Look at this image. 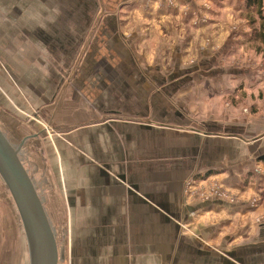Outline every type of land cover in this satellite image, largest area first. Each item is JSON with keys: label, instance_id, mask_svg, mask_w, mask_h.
Segmentation results:
<instances>
[{"label": "crops", "instance_id": "1", "mask_svg": "<svg viewBox=\"0 0 264 264\" xmlns=\"http://www.w3.org/2000/svg\"><path fill=\"white\" fill-rule=\"evenodd\" d=\"M13 1L24 10L29 0ZM61 1L37 2L28 13L10 6L17 26L0 19L5 37L0 50L19 45L23 54L33 56L50 49V59L59 62L83 58L67 88L43 85L38 91L40 112H49L53 103L54 118L62 121L55 124L61 134L53 143L55 155L49 148H28L33 134L12 144L24 156L21 162H30L24 167L48 217L51 211L59 217L55 201L48 207L49 198L39 190L42 184L50 186V175L49 182L40 179L32 164L36 151L42 159L49 155L80 264H264V203L251 208L245 200L264 194V174L258 171L264 166V102L255 104L249 88H238L246 76L225 71L213 55L171 65V48L178 55L184 45L217 54L207 50L210 45L201 43L197 32L185 34L190 41L177 46L171 41L184 35L176 32L170 41L167 32L154 50L138 51L117 16L95 21V14H102L95 2L74 0L69 7ZM7 3L0 0V6ZM63 11L71 16L67 25L55 23V13ZM5 18L13 23L12 16ZM92 27L96 32L88 34ZM23 34L32 36L22 39ZM209 69L211 76H204ZM205 81L228 85L210 95L214 105H207ZM238 95L245 100L240 106L234 101ZM191 96L201 102L197 107ZM243 108L250 110L246 114ZM65 112H70V124ZM242 145L248 154H242ZM211 180L234 192L236 200L208 197Z\"/></svg>", "mask_w": 264, "mask_h": 264}, {"label": "rangeland", "instance_id": "2", "mask_svg": "<svg viewBox=\"0 0 264 264\" xmlns=\"http://www.w3.org/2000/svg\"><path fill=\"white\" fill-rule=\"evenodd\" d=\"M88 1L91 2L90 4L95 2L97 4L95 5L96 10L102 11V14L100 12L99 14H95V21L103 19L101 15L113 16L115 18L117 16L121 21L120 26L122 27V31L126 33L130 32L133 35L129 40L138 51H142L145 48L154 50L158 41L157 39L160 37L166 38L167 32L169 33L170 41L174 38L172 36L177 33L184 35L182 36L183 40L171 41V46H177V42L181 45L184 40L187 44L190 41L187 38L190 35L187 34L197 32L199 37H201L199 38L201 43L205 42L207 43L206 45H210L207 50L210 51L211 49L213 53L217 52V54H204L201 49L197 48L195 50L184 49V45L181 49V55L176 54V51L171 48L170 64L173 65L179 60L186 63L195 62L200 56L213 55L220 64L218 66L223 67L225 71L228 70L227 68H231V71L235 69L236 72H242L246 76L244 82L241 85L238 84V88H249L255 104L257 99L264 102V0L261 5L256 4V2L253 3L254 0ZM37 2L45 5L46 3H50V0L25 1L24 10H22L21 4H15L14 1L10 3V0H8L7 5L0 6V11L4 13L8 9L6 15L3 16L0 13V19H3L6 23L8 22L10 27L12 25L17 26V15L9 7L17 5L20 11L28 13L37 5ZM73 2L74 0L61 1L62 4H68L69 7L72 6L70 3ZM57 9L55 8V10ZM7 15L13 17L11 18L13 23L5 18ZM55 15V23H61V25H67L65 20L71 17L69 14H66V11L62 13L57 12ZM172 17L181 18L185 22L172 20ZM154 18H160L164 21H160V19L155 21ZM90 21L91 19H89V24ZM94 32H96L95 28L92 27V30L88 34H94ZM53 34H58V32L54 31ZM31 36L32 34H23L21 38L30 39ZM10 37L18 41V35ZM3 39L5 37L0 36V44ZM89 39L87 40L88 43L91 41ZM44 50L45 55H40V52ZM199 50L202 52L199 53ZM36 52L37 56H33L32 52L30 55L23 54V49L19 45L16 46L15 50L8 49L6 52L2 49L0 50V129L11 145L19 143V139L22 137L33 134L35 139L29 141L28 148L33 150H35V147L38 149L49 148L53 152V155H55L56 149L53 143H55L54 140L57 135H61L56 133L55 124L60 125L62 121L54 118L53 103L48 106L49 112H40L43 109V105L38 104V98L40 97H38V91H43V85L45 89L48 88L50 90L55 85H58L60 89L67 88L73 82L83 58H76V62H59L56 59H50V49L36 50ZM143 60L145 64L149 61L146 62L147 59L142 58V62ZM205 72L207 74L204 76H211V69L205 70ZM54 74H60L61 79H53L52 75ZM43 76H47V79L42 80L41 77ZM238 79L237 77V82ZM204 83L207 88L205 90L207 105L216 104L210 95L216 93L219 87L222 88L228 85H217L215 81H205ZM224 83H227V79H225ZM243 93L246 92H242L241 94ZM63 94L61 93L60 97H58L59 101ZM238 96V100L234 101H237L240 106L245 100L241 99L240 95ZM190 98L192 100V96ZM221 99L226 101L225 97H221ZM39 100H42V96ZM198 104L197 100L196 102L193 101L195 107ZM249 110L243 108L242 112L246 113ZM253 111L255 112L256 110L253 109ZM64 115L67 118L65 120L70 124V112H65ZM16 149L19 150L18 148ZM241 150L242 154H248V147L242 145ZM35 153L32 164L38 168V174L42 175L40 179H47L49 182L47 178L49 175L51 179L49 182L50 186L42 184L39 187L40 193L43 194L44 198H49L46 204L48 207L53 200L56 203V208H58L57 213L59 217H56L52 211L53 215L49 212V217L55 234L57 249L60 253L61 263L60 261L59 263L80 264L79 255L76 253L77 241L73 238L75 231L71 229L67 222L68 208H66L65 200L63 201V199L59 198L58 188L60 181L54 177L55 173L50 167L49 155H43L46 158L45 160V158L42 159V154H38V151ZM20 157L23 159L24 156L21 155ZM42 161L45 167H43ZM26 164L30 165V162H26L23 165L26 166ZM47 165L49 166L48 169ZM260 168L262 169L259 170ZM260 168L258 171H262L261 173L264 174V166ZM206 189L209 190L207 193L210 196L208 197L222 198L227 201H234L238 197L234 195V192L225 189L214 180H211L209 185L207 184ZM203 199L205 200L206 198L201 196V200ZM245 200L246 203H250L251 208H258L264 203V194L262 196L255 193L245 197ZM26 249V239L17 209H15L11 197L3 181L0 179V264H29V258L27 262L29 255H26Z\"/></svg>", "mask_w": 264, "mask_h": 264}, {"label": "water", "instance_id": "3", "mask_svg": "<svg viewBox=\"0 0 264 264\" xmlns=\"http://www.w3.org/2000/svg\"><path fill=\"white\" fill-rule=\"evenodd\" d=\"M0 179L19 216L29 264H59L55 234L43 201L20 160L18 150L0 129Z\"/></svg>", "mask_w": 264, "mask_h": 264}, {"label": "trees", "instance_id": "4", "mask_svg": "<svg viewBox=\"0 0 264 264\" xmlns=\"http://www.w3.org/2000/svg\"><path fill=\"white\" fill-rule=\"evenodd\" d=\"M262 1L263 0H254L253 3L256 2V4L261 5L262 4Z\"/></svg>", "mask_w": 264, "mask_h": 264}]
</instances>
